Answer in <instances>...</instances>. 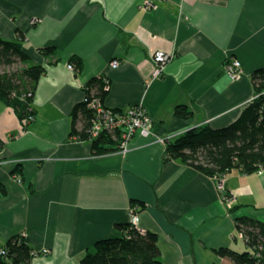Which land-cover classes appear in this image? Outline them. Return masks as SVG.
Segmentation results:
<instances>
[{
	"label": "crops",
	"instance_id": "1",
	"mask_svg": "<svg viewBox=\"0 0 264 264\" xmlns=\"http://www.w3.org/2000/svg\"><path fill=\"white\" fill-rule=\"evenodd\" d=\"M0 37L20 40L44 68L25 127L0 100V246L24 234L32 249L48 250L30 264H78L96 240L121 233L135 203L164 264H233L215 250L245 245L236 218L264 221V169L227 173L235 199L226 210L214 177L164 154L166 139L223 127L252 100L250 75L264 67V0H0ZM158 50L174 56L151 78ZM232 58L242 67L233 80L224 72ZM74 60L79 67L68 69ZM101 74L106 106L141 103L152 119V134L134 133L123 154H95L71 133L74 107ZM178 105L190 115L177 116ZM82 124L77 114L76 131Z\"/></svg>",
	"mask_w": 264,
	"mask_h": 264
},
{
	"label": "trees",
	"instance_id": "2",
	"mask_svg": "<svg viewBox=\"0 0 264 264\" xmlns=\"http://www.w3.org/2000/svg\"><path fill=\"white\" fill-rule=\"evenodd\" d=\"M38 50L48 55L53 52V47ZM18 62L22 64L19 69L0 70V100L13 107L23 122L27 113L34 116L31 100L44 68L31 62L20 40L0 37V67H9ZM74 62L77 69L79 61ZM250 76L256 96L235 120L220 128L206 124L192 127L166 139L164 158L179 160L211 177L232 170L250 174L260 167L264 168V67L255 69ZM91 87L96 89L93 95L103 101L107 90L103 89L102 81L97 77L90 81L86 98H90ZM77 114L83 119L80 131L74 128ZM175 114L186 118L190 111L184 105H178ZM72 116L71 133L84 139L93 117L86 100L74 107ZM117 143L109 134L102 133L91 141V148L95 154L107 153L115 150ZM235 226L245 236L246 250L220 247L215 252L233 264H264V221L241 216L236 218ZM118 228L121 231L118 236L96 240L86 249L78 264H164L160 259L156 233L145 231L141 234L129 223L119 224ZM0 247L6 251L0 254V264H30L34 249L22 234L11 237Z\"/></svg>",
	"mask_w": 264,
	"mask_h": 264
},
{
	"label": "built area",
	"instance_id": "3",
	"mask_svg": "<svg viewBox=\"0 0 264 264\" xmlns=\"http://www.w3.org/2000/svg\"><path fill=\"white\" fill-rule=\"evenodd\" d=\"M173 52L158 50L152 54L153 67L151 71V78H159L162 76L165 66L173 58ZM120 64L118 59H112L109 62L111 68H116ZM68 69L75 70L72 63L67 65ZM224 72L233 80L236 79L240 73H242V67L236 58L230 59L224 65ZM102 81L104 90H109V80L104 75L96 76ZM96 89L90 90V98L84 96L83 100L87 101V106L93 111V117L90 121V126L87 128V136L85 140L92 141L99 137L102 133L109 134L114 140H117L116 151L125 153L128 150V144L134 133L147 137L152 134L151 126L152 119L149 116L146 108L141 103L133 104L124 109H113L106 106L101 98L95 94ZM34 119L33 114L27 113L24 118L22 126L25 127L30 121ZM118 135V136H117ZM77 138V137H76ZM158 141L163 142L164 139L157 137ZM1 147V141H0ZM4 160L0 159V165ZM14 164H18L17 160H13ZM264 168L257 169L258 173H261ZM227 172H223L215 176V188L220 196L226 210H230L233 207L235 195L232 191H228L225 187ZM16 180L20 181L21 178L16 176ZM140 206L135 203H130L127 208L128 223L130 227L135 228L139 233L143 234L145 230L139 226V211ZM237 230V229H236ZM24 236V234H22ZM236 236L245 243V236L237 230ZM5 248L0 247V254H5ZM48 250L43 248L39 251L33 250V256L39 254H47Z\"/></svg>",
	"mask_w": 264,
	"mask_h": 264
},
{
	"label": "rangeland",
	"instance_id": "4",
	"mask_svg": "<svg viewBox=\"0 0 264 264\" xmlns=\"http://www.w3.org/2000/svg\"><path fill=\"white\" fill-rule=\"evenodd\" d=\"M23 65H24V64H23ZM20 66H22V64L18 62V63H15V64L12 65V66H9V67H3V66H1V67H0V70L14 71V70H16V69H19ZM255 96H256V94L254 93V96L252 97V99H253ZM227 173H228V172H227ZM236 250H237V251H244V250H246V246L243 245V244L240 243V242H237Z\"/></svg>",
	"mask_w": 264,
	"mask_h": 264
}]
</instances>
